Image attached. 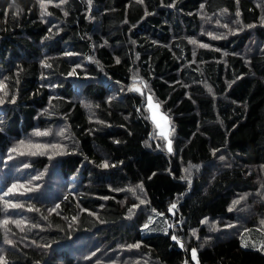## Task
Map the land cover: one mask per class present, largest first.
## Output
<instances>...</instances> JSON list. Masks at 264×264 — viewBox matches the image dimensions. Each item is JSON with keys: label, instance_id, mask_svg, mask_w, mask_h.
<instances>
[{"label": "trees", "instance_id": "obj_1", "mask_svg": "<svg viewBox=\"0 0 264 264\" xmlns=\"http://www.w3.org/2000/svg\"><path fill=\"white\" fill-rule=\"evenodd\" d=\"M10 4L6 264H264V0H51L43 15L40 0ZM136 87L168 115L172 151Z\"/></svg>", "mask_w": 264, "mask_h": 264}, {"label": "rangeland", "instance_id": "obj_2", "mask_svg": "<svg viewBox=\"0 0 264 264\" xmlns=\"http://www.w3.org/2000/svg\"><path fill=\"white\" fill-rule=\"evenodd\" d=\"M135 89H138L137 91L140 93H144V102L147 108L148 118L155 129L153 134L154 139L158 140L157 144L161 149L170 152V147L172 151V132L168 115L161 109L158 101L150 91L144 92L141 87H136ZM149 97L151 100H149Z\"/></svg>", "mask_w": 264, "mask_h": 264}, {"label": "snow or ice", "instance_id": "obj_3", "mask_svg": "<svg viewBox=\"0 0 264 264\" xmlns=\"http://www.w3.org/2000/svg\"><path fill=\"white\" fill-rule=\"evenodd\" d=\"M64 2H66V0H61V3H64ZM48 3H51V0H40V8L42 9V13H41L42 15L46 13V9H47V4ZM15 5H16V0H12V4H10L9 7H13ZM18 12H19V8L17 7V12L14 13V15L18 14ZM204 46L207 47V45H204ZM3 87H4V85L2 84V82H0V90H2ZM149 100H151L150 97H149ZM0 103H3V99L2 98H0ZM47 134L48 133H46V132H40V131H36L34 133V135H36V136H44V135H47ZM19 147H29V148H36V149H46L48 147H56V146H54V145L53 146L41 145V144H34V145L33 144H29V145H25L24 142L21 141L20 142V145L18 146V148ZM18 148H13L12 151L13 152L18 151ZM169 151H171V148L170 147H169ZM21 154H23V153H21ZM31 154L32 155H35L36 153L35 152H32ZM103 167H108V165L105 163L103 165ZM16 187H17L16 185H13L12 186V189H9V192L11 193L13 191V189H15ZM29 190H31V189H29ZM7 194L8 193H5V195H7ZM0 199H3V197H0ZM233 203L234 204H237V203H239V201H234ZM5 204L8 207H12V208H20V207H23V205H21V204H13L10 201H5ZM57 207H59V205H57ZM172 207L175 208V205H172ZM8 222H9L8 220H4L2 223L6 226L8 224ZM12 222L13 223H16L18 225L21 224V223H23V221H12ZM260 223H261L262 226H264V220H262ZM147 227H148V225H145V228H147ZM21 230H23V229H21ZM261 234L264 235V231H262ZM173 239L175 240L176 237L173 236ZM5 243L12 244L13 241H11V240H5ZM138 246L139 245H134L133 247H138ZM244 246H247V244H245ZM192 256H193V259L196 258V251H195V249H193ZM0 264H6V261H5L4 257H0Z\"/></svg>", "mask_w": 264, "mask_h": 264}]
</instances>
